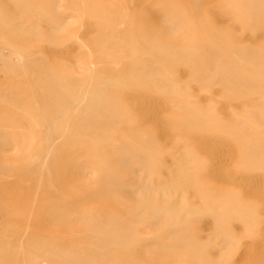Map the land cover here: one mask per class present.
<instances>
[{
    "label": "rangeland",
    "instance_id": "obj_1",
    "mask_svg": "<svg viewBox=\"0 0 264 264\" xmlns=\"http://www.w3.org/2000/svg\"><path fill=\"white\" fill-rule=\"evenodd\" d=\"M154 1L0 0V264H264V26Z\"/></svg>",
    "mask_w": 264,
    "mask_h": 264
},
{
    "label": "bare ground",
    "instance_id": "obj_2",
    "mask_svg": "<svg viewBox=\"0 0 264 264\" xmlns=\"http://www.w3.org/2000/svg\"><path fill=\"white\" fill-rule=\"evenodd\" d=\"M208 1V0H207ZM207 1H205V2H207ZM224 1V0H223ZM131 2V1H130ZM135 2V1H134ZM156 2V4L158 5V6H167V5H171V3H174V0H155L154 1V3ZM202 1H200V0H191V4H192V6H194L197 10L196 11H198V8L200 7H198V5H200V4H202L201 3ZM204 2V3H205ZM203 3V4H204ZM243 5H246V10L245 11H240V10H236V9H234V8H237V7H243ZM10 6H11V4H10ZM147 6V5H146ZM223 6H225V7H230V9H229V11L227 12L228 14H229V16L231 17V19L236 23V24H239V25H241V26H243V27H245V28H247V29H256V30H259V29H261V28H263V26H264V0H225L224 1V4H223ZM113 7V6H112ZM232 7H234V8H232ZM149 8V7H148ZM188 9H190L189 7H188ZM211 9V8H210ZM149 10H150V8H149ZM153 10H155V9H153ZM191 10H193V9H190V11ZM199 11L201 12V7H200V9H199ZM217 11V10H216ZM215 11V12H216ZM132 12V11H131ZM153 12V11H152ZM193 12L195 13V10H193ZM192 11H191V15H193L194 16V14H192L193 13ZM212 12V11H211ZM215 12H213V13H215ZM216 13H218V11L216 12ZM125 14H126V17H127V13H126V10H125ZM153 15H154V12L152 13ZM157 14V13H156ZM159 14V13H158ZM161 15V14H160ZM203 15V14H202ZM253 15H256V17H254ZM108 16V18H109V20L111 21V22H115L116 24H117V26H119L121 23H122V25H123V20L126 18L125 16H124V14L123 15H121V14H118V11H111V12H109V14L107 15ZM138 15H137V13L135 14V13H132V14H130L129 15V17H130V19H131V21H133L136 17H137ZM154 16H156V15H154ZM204 16V15H203ZM217 16H220V15H218L217 14ZM217 16H215V17H217ZM140 17H142V15H140ZM157 17V16H156ZM207 17V16H206ZM163 18V17H162ZM164 18H166V20L168 19L167 18V16L166 17H164ZM195 20L197 19L195 16L193 17ZM224 19V18H223ZM163 21L162 22H164V23H166L164 20L165 19H162ZM218 21H219V19H218ZM217 21V22H218ZM126 22V21H125ZM168 22V21H167ZM173 22V21H172ZM171 22V23H172ZM210 23V22H209ZM116 24H113V25H115L116 26ZM119 24V25H118ZM168 24V26H171L170 24H169V22L167 23ZM90 25V24H89ZM121 25V26H122ZM154 25H156V24H154ZM58 26V25H57ZM57 26H55V27H57ZM148 26L151 28V30H152V32H151V36H155L154 35V31H153V26L152 25H150V24H148V25H142L140 28H139V31L141 32V31H146V30H148ZM184 26V25H183ZM198 26L200 27L201 26V24L198 22ZM238 26V25H237ZM201 27H203V26H201ZM240 27V26H239ZM59 28V27H58ZM142 28V29H141ZM205 28V27H204ZM203 28V29H204ZM234 28H237V27H234ZM52 29H54V28H52ZM51 29V30H52ZM57 29V28H56ZM162 29H163V27H162ZM169 29H171V28H169ZM158 31H160V30H158ZM158 31H156V33L158 32ZM161 32V31H160ZM160 32H158L157 33V35L158 34H160ZM221 32V31H220ZM135 33V32H134ZM146 33V32H145ZM155 33V34H156ZM222 33V32H221ZM259 33V32H258ZM257 33V34H258ZM261 33V32H260ZM246 34V33H245ZM243 35L245 38H247V40L249 39V38H251L250 37V34H249V36L246 34V35ZM263 34V33H262ZM127 35H129L130 36V34H127ZM261 35V34H260ZM259 35V36H260ZM264 35V34H263ZM129 36H127V37H129ZM228 36V35H227ZM246 36H248V37H246ZM258 36V35H257ZM258 36V37H259ZM54 38V37H53ZM130 38V37H129ZM128 38V39H129ZM140 38V37H139ZM222 38V37H221ZM228 38V37H227ZM243 38V37H242ZM256 38V37H255ZM254 38V39H255ZM131 39V38H130ZM137 39V38H136ZM244 40V39H243ZM250 40V39H249ZM246 41V40H245ZM252 41V40H251ZM56 43V42H55ZM226 43H227V41H226ZM153 45H156L155 43H152ZM108 45V44H107ZM236 44H234V46H235ZM48 49V48H47ZM141 50V49H140ZM236 53V52H235ZM242 57H244L245 59L244 60H249V61H251V62H254V63H258L259 62V58L257 57V55H256V51L255 50H242V51H239L238 52ZM263 60H264V56H263ZM215 61V60H214ZM110 64V63H109ZM225 63H216L212 68H215V69H217V70H219V72H221V71H225L226 73L227 72H233V73H235V71L234 70H231V71H229L228 70V68H224L225 67ZM172 68V67H171ZM171 68H168L167 67V69H168V71H171ZM210 69V68H209ZM182 70V69H181ZM180 70V71H181ZM183 71V70H182ZM201 74V73H200ZM236 74V73H235ZM116 75V74H115ZM75 80V79H74ZM219 81H221V80H219ZM109 87V86H108ZM230 93L231 94H237V93H239V90L237 89V88H232V90L230 89ZM97 100V99H96ZM161 101V100H160ZM123 108V110H124V112L125 113H128L129 112V110H126V108L123 106L122 107ZM128 111V112H127ZM37 114V113H36ZM181 120V119H180ZM49 125V124H48ZM142 129V128H141ZM143 129H145L144 127H143ZM238 132H234V130H229L228 131V134H231L230 136H234V135H236ZM33 137V136H32ZM56 138V137H55ZM60 138V137H59ZM34 139V138H33ZM33 141V140H32ZM45 140H43V142H44ZM55 141V140H54ZM46 142H47V140H46ZM45 142V143H46ZM76 142V141H75ZM47 143H49V142H47ZM53 143V142H52ZM34 144V143H33ZM47 145V144H46ZM52 145V144H51ZM73 145H75V144H73ZM86 147V146H85ZM52 150V149H51ZM249 150H250V152L251 153H249V152H247V153H245V155H247V156H245L244 155V158H246V160L247 161H249L250 160V158H254V157H252V156H254V154H253V151L254 150H256V148H249ZM42 151H44V150H42ZM82 151V150H81ZM84 152H86V151H84ZM75 154V153H74ZM84 154V153H83ZM88 154H89V152H88ZM256 154H259V155H261V156H258L259 158H258V160H264V153L263 152H260V153H256ZM91 155H92V153H91ZM75 156V155H74ZM85 156H87V155H85ZM247 157H248V159H247ZM89 158V157H88ZM75 159V158H74ZM92 159V158H91ZM90 159V160H91ZM78 165V164H77ZM49 173V172H48ZM224 173V172H223ZM52 174V173H51ZM226 174V173H225ZM54 175V174H53ZM52 177V176H51ZM236 180V179H235ZM240 181V180H239ZM247 186V185H246ZM54 189V188H53ZM52 189V190H53ZM55 190V189H54ZM53 190V191H54ZM250 190V189H249ZM56 192L57 191H55V194H56ZM259 197H260V195H259ZM262 197V196H261ZM264 198V197H263ZM242 210L244 211V213L246 214V218H247V220H248V222L250 223V224H253V223H256L257 221H258V218H259V215H258V213H257V211H252L248 206H243V208H242ZM71 224V223H70ZM246 245H247V243H246ZM71 252H72V250L70 251V254H71Z\"/></svg>",
    "mask_w": 264,
    "mask_h": 264
}]
</instances>
